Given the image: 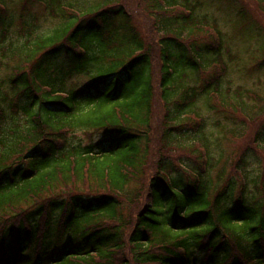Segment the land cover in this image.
Listing matches in <instances>:
<instances>
[{
	"label": "trees",
	"instance_id": "obj_1",
	"mask_svg": "<svg viewBox=\"0 0 264 264\" xmlns=\"http://www.w3.org/2000/svg\"><path fill=\"white\" fill-rule=\"evenodd\" d=\"M139 1L146 31L121 0L52 2L49 34L2 8L0 70L14 65L8 93L0 79V264H264V160L252 175L247 155L264 156V103L224 85L215 19L189 0ZM201 99L257 123L232 166Z\"/></svg>",
	"mask_w": 264,
	"mask_h": 264
},
{
	"label": "rangeland",
	"instance_id": "obj_2",
	"mask_svg": "<svg viewBox=\"0 0 264 264\" xmlns=\"http://www.w3.org/2000/svg\"><path fill=\"white\" fill-rule=\"evenodd\" d=\"M40 1L44 2L41 3ZM86 3H85V2ZM97 0H3V6L0 8V13L4 11L9 13V17H13V25L18 28L19 21L22 18L26 20L29 16H33L36 22L38 21V30L42 33L49 34L60 24L51 16V3L55 5L64 6L72 5L74 10L83 12V7H80L82 3L87 6L94 4ZM182 2V0H177ZM196 7L197 15H207L217 22L218 29L220 30L223 38V49L220 52L221 61L227 66L226 78H224V85H229L232 89L240 87L242 90L246 89L257 97L256 102L264 103V8L259 5L260 0H189ZM50 4V5H49ZM120 4L124 5L128 12L132 15L135 23L142 28L143 15L141 11L136 13L141 8V1L139 0H121ZM24 15V17H22ZM142 15V16H141ZM143 31L147 30V27L142 28ZM1 32V31H0ZM203 37V36H200ZM6 41L3 42V47L9 43V32L6 35ZM191 40V39H190ZM189 43V42H188ZM208 44V39L201 38L197 41V45ZM185 44V43H184ZM1 47V46H0ZM61 60L56 61V65L65 66L68 63V58L62 55ZM214 60V57H212ZM66 62H65V61ZM202 60L204 62H202ZM2 62H6L4 59H0ZM204 66L202 72L199 71L197 75L198 87L209 78L213 73V62L209 57L201 59ZM14 64L9 62V70H0V79L3 81L2 90L4 93H8L9 89L7 81L4 76H12L11 67ZM6 83V84H5ZM69 85H74L73 88H79L86 84L85 75L74 76L68 82ZM256 102L248 101L249 106L257 110L260 105ZM199 105L202 106L198 109L201 112V118L207 126V133H212L213 138L216 140V145L219 148V154H223V158H229L230 164L237 160L238 154L241 152L242 147L245 146L247 140L242 142L245 135H251L254 132V123L252 124L245 115L230 113L225 114L218 108L212 110L211 106L206 104L203 99L199 101ZM158 100L153 104V119L154 127L161 121L162 113L159 112ZM233 115L235 118L232 120H226V115ZM264 115V113H263ZM195 119L194 116H191ZM253 128V129H252ZM243 134V136H241ZM80 139L84 140V137L79 134ZM98 140L103 137L100 134L94 135L92 139ZM159 140V139H158ZM244 140V139H243ZM87 142L86 140H84ZM157 136L156 134L152 138V145L154 144V154L151 157L150 162L154 159L157 153ZM151 145V147H152ZM177 152H171L174 156ZM240 155V154H239ZM249 155L248 170L252 175H257L261 172V168L258 165V161H263L264 156L261 154V150H247ZM150 156V154H149ZM229 166V168H231ZM218 170V167H216ZM216 172L212 174L215 176ZM238 180L239 179V176ZM214 178V177H213ZM237 195V192H236Z\"/></svg>",
	"mask_w": 264,
	"mask_h": 264
}]
</instances>
